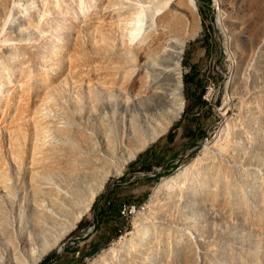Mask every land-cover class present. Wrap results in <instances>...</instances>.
<instances>
[{"label":"rangeland","instance_id":"1","mask_svg":"<svg viewBox=\"0 0 264 264\" xmlns=\"http://www.w3.org/2000/svg\"><path fill=\"white\" fill-rule=\"evenodd\" d=\"M155 1L158 14L171 16L156 18L155 9L148 28L182 39L184 103L171 120L173 110L146 89L152 45L129 44L124 24L108 19L112 10L124 18L135 2L0 0V177L15 197L6 206L0 198V247L32 236L37 264H117L114 251L104 260L100 251L147 220L156 264H264V0H196L182 30L174 2ZM147 147L167 165L135 170L160 175L119 183ZM193 158L200 176L214 177L155 194ZM104 192L120 207L134 202L136 212L96 215ZM43 200L55 215L40 209ZM194 222L198 245L185 238Z\"/></svg>","mask_w":264,"mask_h":264},{"label":"bare ground","instance_id":"2","mask_svg":"<svg viewBox=\"0 0 264 264\" xmlns=\"http://www.w3.org/2000/svg\"><path fill=\"white\" fill-rule=\"evenodd\" d=\"M135 2V8L128 11V14L124 18H119V13L114 10L108 11V19L111 25L119 22L124 24L123 27L127 30L128 43L147 42L148 46L152 45L154 62L146 70V89L156 99H158L160 105L166 106L167 109L171 108L172 114L168 115L171 120L177 112H180L183 108L184 99L181 95L182 86V72H181V41L177 37H169L164 39L154 28H148L149 17L156 9V18L161 13L158 12V7L154 4L155 0H129ZM174 2L177 8L182 13L178 15L181 21L177 22V26L180 30L183 29V21L185 12L194 17L197 15L196 0H165L163 4H169ZM217 2V1H216ZM116 2L114 1L113 4ZM219 4V1H218ZM156 6V7H154ZM220 7V6H217ZM184 13V14H183ZM170 12L161 14L160 18L169 19ZM217 25H222V18L219 14L217 18ZM1 110V102H0ZM43 114V112H41ZM45 116L39 118V122L44 121ZM149 119H152L149 116ZM169 119H166L168 123ZM163 128V125L160 124ZM161 128V129H163ZM206 144H204L205 146ZM203 146V147H204ZM108 153L112 155V149L108 150ZM107 162H111V158H105ZM201 164H197L196 159L184 163L177 168V171L169 176L163 177L155 187V194L168 191L169 195H175L178 190L183 187L190 189L192 187H198L204 184V178L206 181L214 177L210 173L199 175ZM11 180L0 177V198L3 200L1 206H6V201L13 203L15 197L11 198L10 192ZM59 190V188H56ZM95 196V191H91L89 195V201L81 208L75 218V222L79 221L83 216V213L90 206V202ZM40 209L48 214L55 215L51 206L48 205L46 200L38 203ZM136 212V211H135ZM57 217V216H56ZM187 236L185 238L190 242L198 245L203 240V232L200 227L196 225V222L185 231ZM182 237L177 239L181 241ZM59 245V244H58ZM156 243L153 240L151 233V225L147 220H142L140 224L131 231L128 235L120 241L119 245L112 250L103 248L99 257L104 260L107 252L114 251V256L118 259L117 264H156L160 256V250L155 246ZM40 257V248L34 241L32 236L18 238L14 243H9L7 248L0 247V264H37ZM96 260H99L97 257ZM93 264H101L98 261Z\"/></svg>","mask_w":264,"mask_h":264},{"label":"crops","instance_id":"3","mask_svg":"<svg viewBox=\"0 0 264 264\" xmlns=\"http://www.w3.org/2000/svg\"><path fill=\"white\" fill-rule=\"evenodd\" d=\"M150 146V145H149ZM157 149V148H156ZM154 150L150 147H147L145 149H143L142 151H140L138 153L137 156H135V160L133 161V164L131 165V168H134V170H126L122 176H120L118 182L121 183V182H124L125 180H128V178L130 180H134V182H137V183H145L147 182L146 179H148V181L151 179H155L156 178V174L159 173L160 171L158 170V172L156 173H153V171H145V172H142L140 170H135L136 168H139L145 164H147L148 166H152V167H156L157 169H161L163 167H165L167 165V161L169 159H167L166 157H160L159 156L156 158L157 160L154 161ZM173 155H176L173 153ZM153 162H157L160 166H156V165H153ZM167 169V167H166ZM154 174V175H153ZM130 175V176H129ZM114 187V186H112ZM110 186H107V189L105 190V192H107L110 188H112ZM132 191H134L133 193V197H139L140 194L139 193H136L135 191V188L132 189ZM102 193V195L98 198V208L99 207H102V208H105V212L103 213V217H112L113 215H115V213H117V215L119 216V208H120V205H121V202L119 200L117 201H111V198H108L109 194H105ZM97 208V209H98ZM110 214H108V211H110ZM115 212V213H113Z\"/></svg>","mask_w":264,"mask_h":264},{"label":"built area","instance_id":"4","mask_svg":"<svg viewBox=\"0 0 264 264\" xmlns=\"http://www.w3.org/2000/svg\"><path fill=\"white\" fill-rule=\"evenodd\" d=\"M136 211V204L133 202L131 204H124L119 208L120 215H129L130 213H134Z\"/></svg>","mask_w":264,"mask_h":264},{"label":"trees","instance_id":"5","mask_svg":"<svg viewBox=\"0 0 264 264\" xmlns=\"http://www.w3.org/2000/svg\"><path fill=\"white\" fill-rule=\"evenodd\" d=\"M208 3H209V7L211 6L210 4V0H208ZM212 7V6H211ZM168 170V168L166 169V171ZM161 172L157 173L156 176L160 175ZM98 198L93 202L92 204V208L94 210V212L96 213V215H102L103 216V213L105 212V208H102V207H99L98 208V204H97V201ZM98 208V209H97ZM120 215V214H119ZM47 262V261H46Z\"/></svg>","mask_w":264,"mask_h":264}]
</instances>
